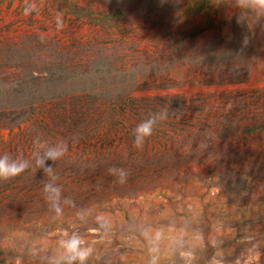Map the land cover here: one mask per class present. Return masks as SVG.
Here are the masks:
<instances>
[{"label": "rangeland", "instance_id": "rangeland-1", "mask_svg": "<svg viewBox=\"0 0 264 264\" xmlns=\"http://www.w3.org/2000/svg\"><path fill=\"white\" fill-rule=\"evenodd\" d=\"M61 142L45 166L74 206L53 219L35 154ZM3 153L29 167L0 180V264H54L71 234L88 264H264V15L245 0H0Z\"/></svg>", "mask_w": 264, "mask_h": 264}, {"label": "clouds", "instance_id": "clouds-1", "mask_svg": "<svg viewBox=\"0 0 264 264\" xmlns=\"http://www.w3.org/2000/svg\"><path fill=\"white\" fill-rule=\"evenodd\" d=\"M245 7L249 10L264 15V0H245ZM31 9L26 7L24 14L28 15ZM58 26H62L59 19ZM167 118V110L160 113L152 114L141 123L137 124L133 129L134 144L141 147L146 138L153 134L154 127ZM67 152V145L63 142L54 146H46L42 154L36 153L35 164L39 168H43L44 172L51 177V181L43 186V195L49 204L50 210L54 213L53 219H59L63 215V205H72L74 202L68 198H62V187L55 183L58 177L55 176L52 167L45 166L46 161H57ZM29 167L27 160H14L7 153L0 154V180H8L14 178L24 172ZM113 174H117L120 181L123 182L126 172L123 169L112 168L109 170ZM77 216L83 220L84 214L77 212ZM67 235V234H66ZM59 247L62 249V255L54 261V264H88L89 258L92 256L94 249L91 245L85 246V242L78 234H71L67 238L59 241Z\"/></svg>", "mask_w": 264, "mask_h": 264}]
</instances>
